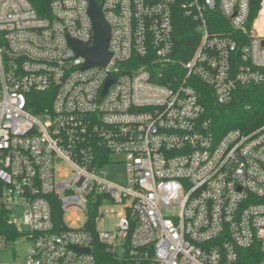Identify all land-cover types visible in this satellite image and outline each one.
Returning a JSON list of instances; mask_svg holds the SVG:
<instances>
[{
    "label": "built area",
    "instance_id": "2783aa9c",
    "mask_svg": "<svg viewBox=\"0 0 264 264\" xmlns=\"http://www.w3.org/2000/svg\"><path fill=\"white\" fill-rule=\"evenodd\" d=\"M95 2L105 66L70 44L92 45L89 0H49L47 16L0 0V208L13 224L23 210L25 264H95L96 241L125 264H235L254 244L264 255V125L217 137L195 86L217 106L264 86V0ZM111 155L124 185L107 179Z\"/></svg>",
    "mask_w": 264,
    "mask_h": 264
},
{
    "label": "trees",
    "instance_id": "16d2710c",
    "mask_svg": "<svg viewBox=\"0 0 264 264\" xmlns=\"http://www.w3.org/2000/svg\"><path fill=\"white\" fill-rule=\"evenodd\" d=\"M39 16H47L49 11V0H26ZM176 45L183 51V59H187L192 54L194 43L188 36L186 28L178 23ZM200 102L205 107L206 115L212 121V131L217 137L231 129H237L247 133L258 129L264 125V86L260 87H238L232 95L231 102L225 106L215 105V101L210 90L201 83H195ZM2 183L0 182V194ZM53 208V224L58 227L61 224V212L57 206ZM87 229L94 234L93 220L87 221ZM24 233L10 222V213L0 208V241L6 244L7 241L15 240ZM95 259V264H125L112 257L106 252L105 247L99 242H95L91 252ZM264 261V255L260 252L259 246L254 244L249 249L238 251V258L235 264H260Z\"/></svg>",
    "mask_w": 264,
    "mask_h": 264
},
{
    "label": "rangeland",
    "instance_id": "374dc122",
    "mask_svg": "<svg viewBox=\"0 0 264 264\" xmlns=\"http://www.w3.org/2000/svg\"><path fill=\"white\" fill-rule=\"evenodd\" d=\"M108 158L118 163L109 164L106 168H104L108 172L107 179L119 185H124L126 181V172L123 157L111 155ZM108 206V211L119 210V206L113 204ZM22 213V209L16 208L12 220L17 229L24 233L27 229L22 223ZM78 216L80 217L81 222H79L77 227L82 225L85 214L78 211ZM113 222L114 219L108 218L104 221H97L96 224L97 228L100 230H109L112 228L114 224ZM28 246L29 242L25 240L24 235L15 240L7 241L6 244L0 242V264H25Z\"/></svg>",
    "mask_w": 264,
    "mask_h": 264
},
{
    "label": "water",
    "instance_id": "95a60500",
    "mask_svg": "<svg viewBox=\"0 0 264 264\" xmlns=\"http://www.w3.org/2000/svg\"><path fill=\"white\" fill-rule=\"evenodd\" d=\"M89 16L93 24V41L90 48H86L78 42H70L76 54L82 56L86 63L85 66L99 65L105 66L110 59V53H107V42L109 39V28L102 17L101 8L95 0H89ZM89 252V249H85Z\"/></svg>",
    "mask_w": 264,
    "mask_h": 264
}]
</instances>
